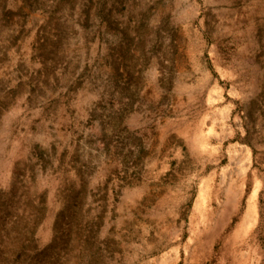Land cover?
<instances>
[{
  "label": "rangeland",
  "instance_id": "1",
  "mask_svg": "<svg viewBox=\"0 0 264 264\" xmlns=\"http://www.w3.org/2000/svg\"><path fill=\"white\" fill-rule=\"evenodd\" d=\"M170 243L264 264V0H0V264Z\"/></svg>",
  "mask_w": 264,
  "mask_h": 264
},
{
  "label": "trees",
  "instance_id": "2",
  "mask_svg": "<svg viewBox=\"0 0 264 264\" xmlns=\"http://www.w3.org/2000/svg\"><path fill=\"white\" fill-rule=\"evenodd\" d=\"M28 197L25 200L27 205H25L21 214L15 215V219H13V215L11 212H7L3 216H1L4 220V224L6 225L7 223H10L12 224V227H13V224L17 226L18 223H23V221H25L27 225L30 224L31 226L29 227V229H30L31 234L27 238H25V240L31 239L32 233L34 232V229L36 227V223L38 222V217H34V213L30 209V206H29L30 201H28L29 199ZM23 228H25L24 223H23Z\"/></svg>",
  "mask_w": 264,
  "mask_h": 264
},
{
  "label": "crops",
  "instance_id": "3",
  "mask_svg": "<svg viewBox=\"0 0 264 264\" xmlns=\"http://www.w3.org/2000/svg\"><path fill=\"white\" fill-rule=\"evenodd\" d=\"M181 247H178L176 243H170L165 247L164 252L161 254L159 260L154 258H148L142 261L140 264H184L181 258V253L185 252Z\"/></svg>",
  "mask_w": 264,
  "mask_h": 264
},
{
  "label": "bare ground",
  "instance_id": "4",
  "mask_svg": "<svg viewBox=\"0 0 264 264\" xmlns=\"http://www.w3.org/2000/svg\"><path fill=\"white\" fill-rule=\"evenodd\" d=\"M255 193H256V190L253 192V195H255ZM253 212H254V205L250 203L245 217H248L249 219H251Z\"/></svg>",
  "mask_w": 264,
  "mask_h": 264
}]
</instances>
